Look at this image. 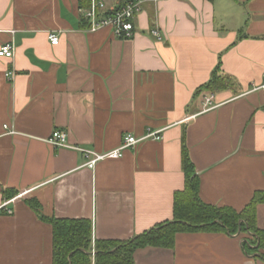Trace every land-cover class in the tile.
I'll return each instance as SVG.
<instances>
[{
	"label": "crops",
	"instance_id": "0c3cea01",
	"mask_svg": "<svg viewBox=\"0 0 264 264\" xmlns=\"http://www.w3.org/2000/svg\"><path fill=\"white\" fill-rule=\"evenodd\" d=\"M87 5L0 0V46L14 47L13 58L0 57V207L23 194L8 204L12 212L0 208V264L53 262L52 226L30 200L48 217L90 219L93 247L172 220L185 187L184 146L204 203L241 211L264 190V0H145L131 39L90 31ZM217 69L232 86L203 110L202 86ZM56 130L69 147L47 141ZM148 132L161 138L93 168L72 148L107 152ZM256 213L264 229V202ZM247 239L183 231L173 248H138L134 261L264 264V248H247Z\"/></svg>",
	"mask_w": 264,
	"mask_h": 264
},
{
	"label": "trees",
	"instance_id": "16d2710c",
	"mask_svg": "<svg viewBox=\"0 0 264 264\" xmlns=\"http://www.w3.org/2000/svg\"><path fill=\"white\" fill-rule=\"evenodd\" d=\"M231 86V78L220 75L217 69L202 90L215 93ZM182 162L185 187L175 194L173 219L128 240H95L93 247V224L90 219L48 217L40 211L39 202L30 200L29 204L41 220L52 226V264H135L134 253L138 248H173L176 234L183 231H219L231 235L248 233L251 240H246L247 248L252 244L257 249L264 248V229L256 224V210L258 204L264 202V190L256 191L241 211L204 203L199 197V178L185 146ZM14 193L7 196L11 197Z\"/></svg>",
	"mask_w": 264,
	"mask_h": 264
},
{
	"label": "built area",
	"instance_id": "2783aa9c",
	"mask_svg": "<svg viewBox=\"0 0 264 264\" xmlns=\"http://www.w3.org/2000/svg\"><path fill=\"white\" fill-rule=\"evenodd\" d=\"M87 1L88 5L82 10V17L83 20L88 23L90 31H96L108 27L111 28L114 36L120 39H131L136 35L137 28L135 20L140 14L145 0H123L113 7L108 5V0ZM151 34L161 38L160 32L157 29L151 30ZM49 40L54 45L58 44L60 41L59 34L55 32L49 33ZM13 56L14 47L12 44L7 43L0 46V57L13 58ZM11 74L12 72H8L7 76L10 77ZM216 106L215 94L207 92L203 96V110H211ZM5 128H7L6 125ZM148 138L160 139L161 136L159 132H148L141 138H137L132 134H127L124 136L119 147L107 152H98L92 149L80 148L78 146H73L72 148L81 151L86 158L85 165L93 168L97 162L106 158L121 157L127 148H132L139 142ZM47 141L55 147H69L67 143V134L58 130L54 131ZM25 193L26 192H24V194ZM22 195L23 194H20L11 200L4 202L0 208L6 209L11 201H14ZM7 210L8 212H12L8 208Z\"/></svg>",
	"mask_w": 264,
	"mask_h": 264
},
{
	"label": "rangeland",
	"instance_id": "374dc122",
	"mask_svg": "<svg viewBox=\"0 0 264 264\" xmlns=\"http://www.w3.org/2000/svg\"><path fill=\"white\" fill-rule=\"evenodd\" d=\"M123 1V0H122ZM141 13V12H140Z\"/></svg>",
	"mask_w": 264,
	"mask_h": 264
}]
</instances>
